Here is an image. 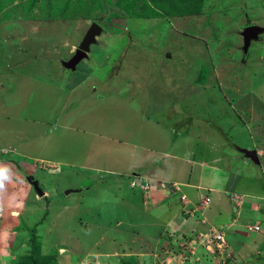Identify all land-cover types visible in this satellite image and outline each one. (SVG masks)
Instances as JSON below:
<instances>
[{
	"label": "rangeland",
	"instance_id": "374dc122",
	"mask_svg": "<svg viewBox=\"0 0 264 264\" xmlns=\"http://www.w3.org/2000/svg\"><path fill=\"white\" fill-rule=\"evenodd\" d=\"M191 8L182 0H0V159L23 163L19 176L41 178L42 187L49 181L58 189L60 175L35 171L39 164H58L76 186L82 182L77 188L92 187L76 200L97 214L57 215L48 232L51 213L31 225L46 207L18 232L28 241L36 234L41 254L53 243L58 264H264L263 250L213 253V244L194 234L198 220L186 231L166 222L157 228L155 199L140 201L157 183L128 187L126 166L141 154L143 166L166 171L164 153L205 139L233 151L264 149V32L246 55L242 50L244 29L264 26V0H204ZM93 22L103 33L88 57L74 71L64 67ZM256 165L248 175L255 170L250 181L264 195V170ZM121 185L137 206L145 203L142 217L123 206L121 193L115 202ZM181 206L182 215L194 216L189 204ZM121 232L137 241L131 251L119 243ZM16 253L19 260L29 250Z\"/></svg>",
	"mask_w": 264,
	"mask_h": 264
},
{
	"label": "crops",
	"instance_id": "0c3cea01",
	"mask_svg": "<svg viewBox=\"0 0 264 264\" xmlns=\"http://www.w3.org/2000/svg\"><path fill=\"white\" fill-rule=\"evenodd\" d=\"M243 126L247 129L251 127L249 123H244ZM187 134L186 135L190 137L191 140L192 131H187ZM187 136L185 138H187ZM185 143L189 142L186 141L183 144ZM227 143L225 144L227 145ZM226 145H217L214 139L206 142L205 139L192 146L189 145L186 149L184 146L180 151L173 154L170 152L162 153L163 161L168 165L166 171H162L163 169H160V166L155 167H159L157 170L154 167L149 169V166H143L141 163L143 154H141L139 157L137 156V159H132L126 166L129 177L128 187L130 190L133 189L130 184L133 180H136L142 186L150 182L157 183L156 188H153L155 191L152 193L148 192L147 196L149 197H140V201L143 200L145 203L149 198L151 199L153 197L155 199L154 209H158L156 213L159 214H152L153 218H151V220L156 222L157 228L159 227L162 229L165 224L163 222H166V224L169 223L167 225L171 227V231L176 229L186 231L187 226L191 224L189 223L190 221L198 220L197 222L195 221L196 227L193 228V231L206 232L211 228H220L224 232L225 238L229 244L228 247H230L231 251H245L250 254H255L260 250L264 251V229L262 228L264 218L260 215V212L264 210V195L260 194L256 186L250 181V178L254 179L255 177V170L252 176H249L248 172L252 171V167L250 166L252 161L257 164L256 166L259 165L260 168L264 170L261 160V156L264 155V149L257 150L250 146L239 145L237 151H233L228 147L224 148ZM146 147L149 146L145 145L144 150H146ZM13 150L18 153L16 149ZM151 150L153 151L154 148ZM7 155H10V151L6 153V156ZM153 161L156 160L154 159ZM22 164L23 163L18 164L10 159H0V165H6L9 169L8 178L5 179L3 186L0 187V208L2 210V215L0 216V259L2 261H7L8 264H14L17 259V247L20 248L22 246V248L29 249L28 239H24V235L20 238L18 232L21 233V229L29 225L28 223L31 222V218L39 214V211L42 213L44 208L47 207L45 214L31 225L33 227L36 224L39 225L43 221H46L51 213V218L48 220V232L52 227V231L54 230L57 215L62 218L67 215L77 217L79 213H83L85 210L86 212L83 214H97L93 212V208L82 209V201L76 200L78 195H85L88 190L92 191V187H87L89 188L88 190L77 188L81 187L82 182H80L79 186H76L73 182H77L78 180L75 179L76 181H72L70 175L65 174L58 164L54 166L46 164L48 165L47 167H52L50 169L46 166V168H43L39 164L35 170H41L44 174L52 173L57 178L58 174L60 175L58 179L60 186L56 190L53 188V184H49V181L45 183V187H42L40 178L39 186L43 191L42 196H38L33 185L27 183L24 177L19 176V170L22 168ZM96 172L100 173V169L97 168ZM35 174L37 173L35 172ZM109 174H114V171ZM44 179L48 178L45 177ZM63 180H65V182ZM111 183L107 181L108 185ZM110 186L113 187L112 185ZM173 186H178L179 191L174 189ZM117 188L115 192L116 195H114L117 205H120L118 201H121L119 197L121 193V203H123V206L127 210L130 209L129 211H132V214L139 212L140 214H138V216L142 217L141 209L142 207L144 208L145 203L142 204L140 202L137 206L136 202L131 201L132 196L128 195V192L122 190V185ZM79 189L80 193L83 192V194H78ZM182 195L188 197L191 205L198 203L199 200H203L205 197L210 199V203L207 208L202 211V214L193 213L194 216H190L191 218L189 217L188 219L182 215V210L180 211V209H182V202L179 201V199ZM235 196L236 199L238 198L239 200L238 203H236L238 205L235 204ZM96 207L97 206H95V208ZM100 208L101 207H98L99 210ZM49 209L54 210V212H50ZM101 214L102 211H100L98 215L101 217ZM244 215L248 216V219L244 218ZM134 218L137 220L138 217ZM244 220H248V223L244 224L247 232L242 230V222ZM98 222L97 220V224H99ZM157 223H160V226H157ZM186 223L189 224L186 226ZM252 225H259L260 229L257 231L251 230L249 226ZM141 226H143V224H141L140 227ZM193 231H191V233ZM121 233L125 238H122L120 234L117 236L121 237V242L119 243H124L125 248L130 250L131 246H136L138 244H136L137 241L134 240L131 233ZM252 234L255 235L252 236ZM16 235L21 240L16 245H13ZM100 236H102V234ZM231 237L234 238L233 241ZM245 237H247V240ZM161 239L163 240V238ZM162 240L159 242L160 245L162 244ZM80 241L79 239V242ZM139 241L141 240L138 239V242ZM141 243L140 245L144 244ZM52 245L53 243L48 246V250H50L48 251L49 253H53L51 251L55 250L54 247L49 249ZM72 249L78 251L81 248H79L77 244L75 248ZM129 250L127 252L131 251ZM168 263L176 264L174 261Z\"/></svg>",
	"mask_w": 264,
	"mask_h": 264
},
{
	"label": "water",
	"instance_id": "95a60500",
	"mask_svg": "<svg viewBox=\"0 0 264 264\" xmlns=\"http://www.w3.org/2000/svg\"><path fill=\"white\" fill-rule=\"evenodd\" d=\"M264 32V26L259 25H250L247 26L242 32L243 36V53L246 55L250 49L251 43L253 40H258L259 35ZM103 33V28L100 24L93 22L88 30L85 32L82 41L79 43L77 49L73 56L67 60L62 61L64 67L74 71L77 69L78 64L88 57L89 52L91 51L92 45L97 43V39ZM249 153V152H248ZM251 155V154H250ZM27 181L33 185L37 194L39 196L43 195L42 188L39 186V180L33 175L25 176Z\"/></svg>",
	"mask_w": 264,
	"mask_h": 264
},
{
	"label": "built area",
	"instance_id": "2783aa9c",
	"mask_svg": "<svg viewBox=\"0 0 264 264\" xmlns=\"http://www.w3.org/2000/svg\"><path fill=\"white\" fill-rule=\"evenodd\" d=\"M50 168L52 167H48V169ZM131 185L134 187H145V186L140 185L136 180L132 181ZM182 199L185 200V203H189V201L184 195L182 196ZM238 201H239L238 198L236 199V196H235V204L238 203ZM209 203H210V199L205 197L203 198V200L202 199L200 200L199 204L193 205V208L191 209V211L193 213L196 212V213L202 214V211L207 208ZM249 228L251 230H256V231L260 229L258 225H252V226H249ZM198 237L200 238V242L207 241L206 243L213 244L214 251L217 250L219 252H223L227 249L225 247H228V246H225V243L227 241H226L224 232L223 231L221 232L220 230L216 228H211V230H209L208 233L201 232L198 234ZM208 247H210V245H208Z\"/></svg>",
	"mask_w": 264,
	"mask_h": 264
},
{
	"label": "trees",
	"instance_id": "16d2710c",
	"mask_svg": "<svg viewBox=\"0 0 264 264\" xmlns=\"http://www.w3.org/2000/svg\"><path fill=\"white\" fill-rule=\"evenodd\" d=\"M202 1L204 0H182L183 3L192 7L194 12L200 9V7L202 6ZM35 237L36 234L35 235L33 234L31 236L32 240L30 238V240L28 241L29 253L25 255V257H23L24 256L23 255L19 260L17 259L18 264H58V260L56 258L57 251L53 252L54 254L53 253L41 254L42 246L37 242ZM32 243L35 244V246L32 245ZM123 264H130V263L124 261Z\"/></svg>",
	"mask_w": 264,
	"mask_h": 264
},
{
	"label": "clouds",
	"instance_id": "9594fccd",
	"mask_svg": "<svg viewBox=\"0 0 264 264\" xmlns=\"http://www.w3.org/2000/svg\"><path fill=\"white\" fill-rule=\"evenodd\" d=\"M8 171H9V169H8V167L6 166V165H0V187H2L3 186V184H4V181H5V179H7L8 178ZM134 181V180H133ZM131 184V183H130ZM132 186V185H131ZM144 186H146V185H144ZM147 186H148V188L150 189L151 188V186H150V184H147ZM150 186V187H149ZM132 188H136V189H139V187H134V186H132ZM144 188V187H143ZM147 189V188H146ZM183 196V195H182ZM181 196V197H182ZM186 198H187V200L189 201V199H188V197L186 196V195H184ZM184 204H189L190 205V207H191V209L193 208V205H191V202L189 201V203H185V200H183L182 201ZM199 202H200V200H199ZM199 202L198 203H196V205L197 204H199ZM195 205V204H194ZM0 212H1V209H0ZM194 213H196V212H194ZM199 215H200V213H198ZM0 216H1V213H0ZM202 216V215H201ZM259 226V225H258ZM260 227V226H259ZM195 233H197V231H195L194 232V234ZM201 233V232H200ZM204 233V232H203ZM216 248V247H215ZM217 252V250L216 251H214L213 250V253H216ZM219 252V251H218ZM219 253H221V252H219ZM224 255L225 254H227V252L225 251L224 253H223ZM220 255L219 254H217L216 255V257H219ZM211 257H213V255L211 256Z\"/></svg>",
	"mask_w": 264,
	"mask_h": 264
}]
</instances>
